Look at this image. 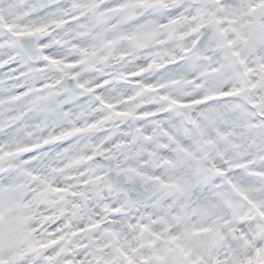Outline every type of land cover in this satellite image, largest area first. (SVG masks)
Returning a JSON list of instances; mask_svg holds the SVG:
<instances>
[{"label":"clouds","instance_id":"obj_1","mask_svg":"<svg viewBox=\"0 0 264 264\" xmlns=\"http://www.w3.org/2000/svg\"><path fill=\"white\" fill-rule=\"evenodd\" d=\"M74 2L59 0L55 8L62 11L54 16L42 0H0V13L20 26L16 31L47 25L37 35L18 39L30 55L0 48V57L17 56L26 73L11 80L0 70V96L13 95L15 84L33 89L19 102L4 105L5 116L23 118L0 135L35 147L42 161L55 164L56 171L44 169L52 183L69 189L62 194L49 191L35 201L33 191L17 194L29 207L12 215H26L24 228L34 231L16 234L12 246L0 251L24 253L18 264H47V256L55 257L52 264H127L121 249L135 248L130 253L134 264H160L154 251L174 248L170 235L187 234L179 241L191 253L185 264H232L234 258L247 257L254 258L249 264H264V83L251 87L258 76L244 77L235 57L230 79L210 80L201 71L211 63L204 57H231L238 51L251 65L257 55L264 56V0H133L108 14L104 23L97 22V13L112 7L113 0H79L95 4L80 19L75 17L83 9H73ZM197 13L212 22L193 32L201 22ZM172 15L181 17L178 23H169ZM81 24L89 25L87 33ZM220 28L228 30L226 37ZM125 33L156 35L144 38L143 47L127 39L105 44ZM226 38L236 42L226 46ZM9 39L17 38L0 33V40ZM194 41L199 42L195 47ZM82 48L92 54H82ZM186 48L193 49L191 55L185 54ZM45 56L60 63L52 64ZM181 59L183 71L170 67ZM189 78L199 80L200 87ZM210 87H243V94L188 110L164 98L188 102L206 95ZM58 105H64L71 119L48 117L45 122L43 109ZM189 111L193 118L214 111L217 119L201 120L195 129L185 119ZM146 112L156 115L144 116ZM253 122L261 127L253 128ZM90 124L95 128L89 129ZM77 127L83 131L77 133ZM218 128L229 136L221 140ZM57 136L66 141L64 147L52 139ZM207 139L215 143L207 144ZM81 156L87 158L77 159ZM8 227L7 218L0 220V231ZM49 240L56 243L42 251L27 250ZM168 264H174L171 255Z\"/></svg>","mask_w":264,"mask_h":264},{"label":"snow or ice","instance_id":"obj_2","mask_svg":"<svg viewBox=\"0 0 264 264\" xmlns=\"http://www.w3.org/2000/svg\"><path fill=\"white\" fill-rule=\"evenodd\" d=\"M133 0H113L112 7L105 9V11L97 13V22L98 23H104L107 20L108 14L111 13H117L121 10L128 7L129 4H131ZM59 3V0H42V6L43 4H47L49 7L53 8V15L55 16L56 13L61 12L62 10L56 9L55 5ZM94 3L89 4H82L79 2V0H76L72 4L73 9H83V11L80 12L78 16L75 17V19H80L82 16L87 14V10L89 8H94ZM235 12V10H233ZM197 15L201 16V22L197 23L196 27L192 29L193 32H196L200 29L201 23H211L212 20H203L202 14L197 13ZM187 18V17H185ZM213 19H216L214 16ZM181 17L172 15L169 18V23L175 24L178 23ZM60 22V21H57ZM64 22H71V19H67ZM217 23H219V20H216ZM19 25H16L14 22H12L10 19L5 18V16L0 13V33L7 32L12 37H15L17 39H9L7 41L0 40V48L3 47H10V48H17L19 49V55H30L27 49L23 48V45L18 43V39L20 37H23L25 35L27 36H33L37 35L47 29V25H36L35 27H31L28 25L23 26V30L16 31L15 29L19 28ZM81 28L85 30V33H87V29L89 28L88 24H81ZM219 33L222 37L227 36V29L220 28ZM155 33L152 34H145L144 37H139L136 34H123L122 36L115 37L110 40H106L105 44L112 45L115 43L116 39H127L132 40L137 43L138 46L143 47L144 44L142 43V40L144 38H150L151 36H155ZM237 39H242L239 32L236 33ZM236 41L233 39H224L223 43L226 46H232ZM199 43L198 41H194V47L195 45ZM82 54L84 55H91L92 53H89L87 49H81L80 50ZM184 52L186 55H191L193 52L192 48H186L184 49ZM154 55L156 53H153ZM232 57H235L238 60V63L243 68L242 75L244 77H248L250 74H255L258 76V80L251 84V87L255 88L258 84L264 83V56L257 55L255 57L254 63L249 65L245 59L240 58V53L233 52L231 57L230 56H224L222 58L212 59L210 57H204V59L210 60V66L206 69H202L203 75L208 77L210 80H216V81H222L227 80L233 77L234 75V61ZM45 60H48L52 64H58L60 61L53 57L45 56ZM184 62L183 60L174 61L173 64L170 65L174 70L180 69L183 71ZM0 70H6L5 72V79H11V80H19L24 75H26L25 72H23L22 67L18 66L17 63V56H12L8 59H4L0 57ZM42 70V69H40ZM183 79L182 77L180 78ZM189 82L195 83L198 87L199 80L192 81L189 78ZM241 85L244 84V80H240ZM4 80H0V88L3 87ZM48 88H52L53 85L48 84L46 85ZM80 88H83L84 85H79ZM13 88L15 89V93L13 95L9 96H0V134H2L5 129L11 127L13 124H15L18 120L23 118V114H17L15 116H5L4 112V105L11 104L14 102H19L21 99H23L25 96L31 94L33 89H26L24 85L15 84L13 85ZM37 92H42L43 89L37 88L35 89ZM243 94V87L236 88L232 87L230 89H221L219 91H216L214 88H209L208 92L204 96H197L195 99L188 101V102H182L178 99H173L170 97H164L165 99H170L172 105H176L180 107L181 109L188 110L192 107H200L206 104L219 102V101H226L229 99H232L236 96ZM101 102H103L106 107L112 108L113 105L103 101L102 98ZM251 103V102H250ZM260 104L253 103V107H260ZM45 112V122H47L48 117H65L71 119V113L66 111L64 109V105H58L56 107L51 108H45L43 109ZM117 116H123L126 115L125 113L117 112ZM156 115V113H144V116H153ZM261 118H264V111L260 113ZM185 119L187 120V123L190 124L193 128L199 129L200 128V122L201 120H215L217 119V114L214 111L209 112H202L199 114L197 118H193L191 116L190 111L186 113ZM253 128H260L261 125L256 124L255 122L251 125ZM89 129L95 128L94 124L88 125ZM77 133H80L83 131L81 128L77 127L75 129ZM139 131V130H138ZM180 129H177V132L179 133ZM31 134V133H27ZM216 135L221 139L224 140L229 136V132L227 130L217 129ZM147 138V137H146ZM54 141L58 142V146L64 147L66 144V141H62L60 137H53ZM207 144H213L215 141L211 139H207L204 141ZM45 144L48 143V140L44 141ZM15 146V147H13ZM183 150V149H182ZM87 156H81L77 157V159H86ZM44 169H47L48 171H56L55 164L52 162H46L42 161L40 157L36 154L35 147H29V146H22L21 141L16 138L15 136H10L7 138H4L2 135H0V220H3L7 218L9 220V227L6 231H0V249H2L5 246L11 247L13 238L16 234H23V233H31L34 231L33 229H25L24 223L27 221L28 217L26 215H15L13 216L12 213L17 212L18 209L21 208H28L29 203L25 202L18 198L19 193L30 190L33 191V201H35L38 198L46 196L49 191L56 193V194H62L67 192L69 189L66 187H59L52 183L51 179L49 178L47 172L44 171ZM215 172L223 174L222 170L220 169H214ZM33 183L39 185V187L35 190L32 189ZM178 187H180V190L183 191L184 188L178 184ZM235 187V186H234ZM203 212H207L208 209H202ZM264 215V213H262ZM207 231L208 229H203ZM193 231H199V229H194ZM159 238L158 234H154ZM216 235H219V230H217ZM187 238V234L184 235H170L167 239L170 241L174 248L170 247H163L161 249H156L154 251V256L160 264H168L169 256L174 257V264H185V259L190 256V250L187 249L182 243H179V241L184 240ZM56 241L49 240L45 243L37 242L34 246H30L27 250L28 251H42L45 248H48L49 246L55 244ZM154 243V241L150 242ZM259 249H257V255H259ZM136 252L135 248L129 249V252H124L121 249V254L125 257L127 260V264H134V260L130 253ZM24 253L20 251H10L7 255H5L2 251H0V264H18V261L20 257L23 256ZM47 264H52V261L55 259L53 256H47L44 257ZM199 257H197V260ZM254 259L253 257H247L243 261L240 259H233L232 264H249V262ZM66 264H74L73 261H67ZM187 264H197L194 260H188ZM216 264H225L224 261L218 260ZM259 264V262H258Z\"/></svg>","mask_w":264,"mask_h":264}]
</instances>
